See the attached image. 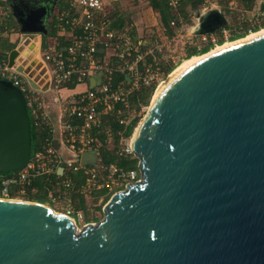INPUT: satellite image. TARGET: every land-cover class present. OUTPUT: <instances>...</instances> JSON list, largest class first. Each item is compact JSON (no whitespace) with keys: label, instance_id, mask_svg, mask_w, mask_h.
Here are the masks:
<instances>
[{"label":"water","instance_id":"water-1","mask_svg":"<svg viewBox=\"0 0 264 264\" xmlns=\"http://www.w3.org/2000/svg\"><path fill=\"white\" fill-rule=\"evenodd\" d=\"M12 15L21 34L48 35L50 15ZM226 26L210 9L195 34ZM20 52L19 42L10 67ZM102 82L101 74L90 87ZM137 129L131 145L141 180L109 199L97 225L78 231L62 214L0 201V264H264V33L179 72L156 91ZM31 157L24 95L0 80V175ZM96 161L94 152L81 158L82 166Z\"/></svg>","mask_w":264,"mask_h":264},{"label":"built area","instance_id":"built-area-1","mask_svg":"<svg viewBox=\"0 0 264 264\" xmlns=\"http://www.w3.org/2000/svg\"><path fill=\"white\" fill-rule=\"evenodd\" d=\"M166 1L175 15L171 23L174 27L184 25L181 10L185 1L201 2L203 10L219 7L214 3L216 0ZM220 1L229 6L233 3ZM108 7L104 0H72L68 9L56 11V35H52V43L40 38L38 45L39 58L35 64L44 65L42 79L22 63V52L10 67V52L0 51V80L12 83L21 91L31 123L43 136L42 146L27 166L1 178L0 191L5 197L12 189L24 194L38 179L51 180L55 192L49 197L62 202V215L81 220L90 216L76 209L70 196L76 188L73 174L80 173L84 178L79 191L87 203L95 199L96 193L104 192L98 197L99 206L103 197L113 190L115 194L120 192L117 188L124 183L132 185L141 180L138 170L102 163L99 141L102 136L107 142L114 137L112 127L105 128L110 117L123 127L117 132L115 157H135L130 139L140 122L134 126L132 135L126 136L124 131L140 119L142 108L133 107L131 99L143 89L157 88L164 77L153 51L143 47L133 30L113 29L114 19ZM6 15V8L0 2V45L9 30ZM35 37L36 34L20 33V47L32 52L36 48ZM200 37L202 43H216L214 36ZM19 67H23V73L18 71ZM101 74L103 82L91 88L90 81ZM29 79L39 88H33ZM86 152L96 153L94 165L82 166L81 158Z\"/></svg>","mask_w":264,"mask_h":264},{"label":"rangeland","instance_id":"rangeland-1","mask_svg":"<svg viewBox=\"0 0 264 264\" xmlns=\"http://www.w3.org/2000/svg\"><path fill=\"white\" fill-rule=\"evenodd\" d=\"M68 1H69V3H71L72 0H68ZM230 1L233 2L232 6H229V5L221 2L220 0L215 1V3L216 2L220 3L219 8H217V9H219V11L225 17V19L227 21V26L229 24H231L234 28L233 30L242 32L243 31L242 28L244 27V25L248 26V28H250V29H254L257 26L262 25L263 17L259 13V6H260L262 0H259L257 2L256 6L254 7V9L252 11L244 10L242 8V6L237 2V0H235V1L230 0ZM104 4H106V6H109L108 10L110 11L111 15H113L117 11L118 12L120 11L122 13H126L128 21L130 20V22H128V24L126 25L125 28L129 29L130 31L136 30L137 36H138L137 39L138 40L143 39V41H144L143 46L146 48V50H152L153 51L154 58L156 59V62L159 64L160 63H166V64L172 63V64H180L179 66H181L186 61H188V60H184V58L186 56V52L188 49H191V48L196 47V46L198 48H202L205 45V44L200 43V41H199L200 38L198 35L195 34V31H196L195 29L198 27L199 18L204 13L208 12V10H210L211 6H209V8L206 10H203V5L201 8L200 7L195 8V7H191V6L188 7V9L186 10L187 18H186V21H184V25L178 29H174L175 34L173 36H169L165 32V30L161 29L159 32H156L154 30L155 29L154 25L152 26L153 17L150 14V12L148 11L149 0H121V1L104 0ZM1 5H4V4L1 3ZM59 10H60V8L57 9V12ZM130 17L131 18L133 17L135 19V21H137V26H135V24L130 19ZM155 18H156V16H155ZM184 19H185V17H184ZM53 22H54V19H53ZM260 31H258V32H260ZM19 34H20V30L17 28V26L16 27L15 26H11V27L9 26V30L5 35V41H4V42H8L7 46H9L6 49V51H10L11 47L12 48L17 47V45L19 43ZM251 34H255V33H251ZM251 34H249L248 36H250ZM230 35H231V32H229V31L224 32V37L226 40L229 39ZM214 37H215L216 41L219 40L218 35H216ZM35 38H36V40H34V42L36 43V48L32 52L29 51L27 56L21 58V61L24 65H27L29 67L30 72H32V74L34 76L39 75L38 76L39 79H42L41 73L44 70V65H42V64L36 65L35 64V62L39 58L38 45H39V41H40L41 36L37 35ZM43 40L48 42V43H52V35L51 34L46 35L43 38ZM4 42L0 45V51L2 50V52H5V51H3V48H2V46H4ZM203 43H206V42H203ZM226 43H228V42H226ZM229 43H231V42H229ZM217 47H215V48H217ZM25 50H28V48L23 47L22 51H25ZM6 53H8V52H6ZM109 54H110V51H108V55H107L106 59L109 57ZM179 66H177V68ZM170 75H168L166 77L163 76L164 79L159 84V86L161 84L165 83L169 79ZM43 82H44V80H43ZM158 87L156 88V90L158 89ZM156 90H155V92H156ZM155 92H154V94H155ZM153 96L151 97L150 103L153 99ZM149 106H150V104H149ZM149 106L148 107L147 106L142 107L141 121L145 117V115L149 109ZM141 121H140V123H141ZM132 138H133V136H132ZM132 138L130 139V141L132 140ZM73 175H75V174H73ZM76 175H78V174H76ZM127 184L128 183H124L121 187H118L117 189H120V191H123L126 188ZM113 192H114V190L110 193V198L115 194ZM21 195H24V194H21ZM96 195H97V193H96ZM107 196H109V195H107ZM106 197H103L104 200L100 205L101 207H103L109 201V200L106 201ZM48 198L50 199L48 204L52 205L51 207H53L52 208L54 210L53 212L58 213V214H62V212H63L62 202H54L50 197H48ZM0 199L22 201V202H31V201H27L26 196H19V197L17 196V198H14V199H8L7 197H4V198L1 197ZM92 201H93V199H92ZM33 203H35V202H33ZM88 204H89V209L87 210V213L90 216L89 222L85 221V219L74 220V222L77 225L78 231H81L84 227H86L89 224L97 225L98 223H100L104 219V214H103L102 210L99 211L98 208L94 209V207H92L94 204L93 202H91V203L89 202ZM49 205H47V206H49Z\"/></svg>","mask_w":264,"mask_h":264},{"label":"trees","instance_id":"trees-1","mask_svg":"<svg viewBox=\"0 0 264 264\" xmlns=\"http://www.w3.org/2000/svg\"><path fill=\"white\" fill-rule=\"evenodd\" d=\"M118 1H121V0H118ZM258 1L259 0H237V2L246 11H252L254 9V7L256 6ZM69 6H70L69 1L64 2L61 4L60 10H66L69 8ZM190 6L195 7V8H197V7L201 8L202 4H201V2L185 1L183 4L182 10H181L183 16L185 17V21L187 18L186 10ZM148 11L150 12V14L153 17L152 26L154 25V28H155L154 30L156 32H159L162 29V30H165V32L169 36H173L175 34L174 29L180 28V25H176L175 27L171 25L172 21L175 18V15L169 9L168 3L166 0H149ZM259 13L261 16L264 15V0H262L261 4L259 6ZM155 16H156V18H155ZM110 17L112 19H114L113 29H115V30H121V29L125 28L126 25L128 24V22H130V20L128 21L126 13H122L120 11L115 12ZM130 19H131V17H130ZM5 24L10 26V23L7 22V19L5 20ZM233 29H234L233 26L231 24H229L224 29L217 31L214 34H211L210 36L218 35L219 40H217L215 44L214 43H207V44L202 43L201 37L199 36L200 43L205 44V45L202 48H198L196 46V47H193L191 49H188L186 52V56H185L184 60H189L195 56L205 55V54L209 53L210 51H212L215 47L222 46L226 42H234V41L243 39L251 33H256L258 31L264 29V17H263L262 25L257 26L254 29H250L246 25H244V27L242 28V30H243L242 32L241 31H235ZM225 31L231 32V35H230L228 40H226L224 37ZM51 35H53V36L56 35L55 30H53V34H51ZM134 35L137 36L136 30L134 31ZM141 40H142V43H144L143 39H141ZM150 61H152V59ZM179 65L180 64H172V63H169V64L160 63L159 64L158 63V66L161 68V71H162L164 77L170 75ZM155 90H156V87H153L152 89H143L142 91H140L139 93L134 95V97L131 99V105L133 107L139 109V110L142 107H146V106L148 107L150 104L151 97L154 95ZM140 120H141V117H140V119H137L133 123V125L129 126L124 131L126 136L132 135V133L134 131V126L136 127L137 123L140 122ZM108 126L112 127L114 137L112 139H108V142L106 141V139L103 136L100 138L99 142L102 144V148H101V161H102V163H104V164L116 163L125 170H138L139 160L136 157H128V158L118 159L114 155L116 147H117V143H118L117 132L119 130H122L123 127L118 125L117 123H115L113 121V119L110 117H109V120L105 124V128H107ZM31 139H32V156H33L42 146L43 136L41 135L40 132H38L34 128L32 123H31ZM3 176L4 175H0V182H1V178ZM72 177L76 183V188L72 189V191L70 192V196L74 202L76 209H78V210L81 209V210L85 211L87 214V210L89 209V204L86 202L84 195L81 193V191H79V189L81 188V185H83L84 178H83L82 174H80V173L78 175L75 174ZM53 186L54 185H53V182H51V180H47L44 178L38 179L37 181L34 182V184L30 188L26 189L24 195H20L15 189H12V190H10V193H9L7 198L8 199H14V198H17V196L18 197L19 196H26L27 201L35 202L36 204L39 203L40 205H49L48 203H49L50 199L48 197H49L50 193L55 192V188ZM103 193L104 192H99L97 195L95 194V199L92 201L94 203L93 204L94 209L98 208L99 211L102 210V207L97 205V203H98L97 200H98V197ZM1 197L4 198L5 196L2 195V193L0 191V198ZM109 199H110V195L106 197V201H108ZM51 206L52 205H49V207H51ZM51 208H53V207H51ZM89 220H90V217L86 216L85 221L89 222Z\"/></svg>","mask_w":264,"mask_h":264},{"label":"flooded vegetation","instance_id":"flooded-vegetation-1","mask_svg":"<svg viewBox=\"0 0 264 264\" xmlns=\"http://www.w3.org/2000/svg\"><path fill=\"white\" fill-rule=\"evenodd\" d=\"M68 0H4V6L6 8V13L9 15L10 19H14L12 15V11L15 10V12L18 13H31L34 12L37 15H50L47 20V25L45 26L48 30V34H53L54 30V22L53 19L55 17V13L57 8L64 2H67ZM46 5V11L43 10L42 6ZM55 21V20H54ZM16 23V21H15ZM17 25V23H16ZM19 29V28H18ZM40 35L41 38H44L45 36ZM85 219V218H84Z\"/></svg>","mask_w":264,"mask_h":264},{"label":"bare ground","instance_id":"bare-ground-1","mask_svg":"<svg viewBox=\"0 0 264 264\" xmlns=\"http://www.w3.org/2000/svg\"><path fill=\"white\" fill-rule=\"evenodd\" d=\"M262 33H264V29L261 30L260 32H257V33H255V34H251L250 36H247L246 38H244V39H242V40H239V41H236V42H234V43H237V42H240V41H243V40H247V39H250V38L256 37V36H258V35H260V34H262ZM234 43H229V42H228V43H225L224 45H222V46H218L217 48L213 49L211 52H209V53L206 54V55L195 56V57H193L192 59L186 61L184 64H182L181 66H179L175 71H173V72L171 73V75L169 76V79H168L165 83L161 84V85L158 87V89H159L162 85H164V84H166L167 82H169L172 78H174L179 72H181L183 69H185V68H186L187 66H189L190 64L196 62L197 60L201 59L202 57H205V56H207V55L213 53L214 51H216V50H218V49H221V48H223V47H225V46H228V45H231V44H234ZM23 47H24V46H21V51H22V48H23ZM26 48H27V47H26ZM28 53H29V50L22 51V56L25 57V56L28 55ZM158 89H157V90H158ZM157 90H156V91H157ZM155 93H156V92H155ZM154 96H155V94H154ZM154 96H153V98H154ZM137 130H138V129L135 130L133 137L136 135ZM0 201H3V202H9V203L27 204V205H32V206H35V207H38V208H41V209L49 210V211H51V212L54 211L51 207H49V206H47V205H40V204H36V203H33V202H22V201H14V200H7V199H4V200H3V199H0Z\"/></svg>","mask_w":264,"mask_h":264},{"label":"crops","instance_id":"crops-1","mask_svg":"<svg viewBox=\"0 0 264 264\" xmlns=\"http://www.w3.org/2000/svg\"><path fill=\"white\" fill-rule=\"evenodd\" d=\"M0 2L3 4V3H4V0H0ZM214 3H215V2H214ZM215 4L220 5L219 2H216ZM60 7H61V5H60L58 8H60ZM213 7H214V6H213ZM58 8H57V9H58ZM215 8H219V7H215ZM211 9H213V8H211ZM56 11H57V10H56ZM6 19H7V22L10 23V27H11V26H15V27L17 26L16 23H15V21H14V19H13V18L10 19L8 14L6 15ZM131 19L133 20V23L135 24V26H137V21H135V19H134L133 17H132ZM8 26H9V25H8ZM17 28H18V27H17ZM1 44H2V43H1ZM7 44H8V42H4V46H2L3 51H5V52H8V53H9V52H11L13 49L16 48V47H14V48L11 47V48H10V51H6V49L9 47V46H7Z\"/></svg>","mask_w":264,"mask_h":264}]
</instances>
